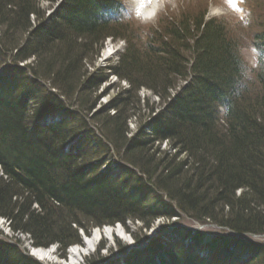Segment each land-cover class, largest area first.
<instances>
[{
    "label": "trees",
    "instance_id": "trees-1",
    "mask_svg": "<svg viewBox=\"0 0 264 264\" xmlns=\"http://www.w3.org/2000/svg\"><path fill=\"white\" fill-rule=\"evenodd\" d=\"M41 1L50 5L57 2L0 0V62L10 59L15 70L31 73L34 84L50 81L51 88L65 99L43 95L35 112L23 101L13 104L14 108L0 109V165L19 188H2L0 181V216L12 219L15 231L30 234L37 247L59 243L63 256L71 245L81 242L80 229L87 234L99 227L141 222L140 231H144L157 218L180 214L231 233L263 235L264 30L254 36L260 66L252 76L256 78L253 84L248 82L252 74L241 58L238 43L220 20L205 21L202 14L190 20L168 19L154 30L153 43L140 48L128 40L116 21L123 12L120 0H66L50 19ZM108 37L129 42L120 62L111 68L129 88L93 115L99 87L108 75L107 69L91 68ZM31 59V65L18 67ZM5 74L6 70L0 76ZM182 80H189L188 85L167 105L164 114H155V103L150 105L147 97L140 96L142 89L150 91L158 97V107L163 106ZM251 90L255 92L248 95ZM74 98L80 112H85L83 121L88 118L100 129L105 152L113 147L138 170L141 177L132 174V193L107 181L98 167L86 165L90 161L83 154L71 156L62 150L76 133L88 131L85 136L90 137L93 131L89 126H56L31 134V118L38 111L52 108L67 112L66 103ZM185 99L197 106L193 116L190 112L184 115ZM145 106L144 120L151 124V138L143 131L130 130L132 119L138 120ZM144 120L136 121L137 125ZM161 123H167L164 133ZM163 140L169 141L168 151H161L163 142L159 141ZM34 164L43 172L32 174ZM140 189L141 194L148 191L152 197L159 193L166 196L171 205L167 204L165 211L145 206L137 197ZM35 204L38 208L24 221ZM16 205L20 212L13 210ZM139 238L135 236V241L140 242ZM188 241L189 247L180 245V240L154 242L142 257L130 261L206 264L203 261L207 259L200 260L204 251L211 264H264L262 244L243 243L229 235L204 244L202 235L197 234ZM2 248L8 247L0 244ZM102 249L104 245L99 252ZM16 259L20 264H33L25 256Z\"/></svg>",
    "mask_w": 264,
    "mask_h": 264
},
{
    "label": "rangeland",
    "instance_id": "rangeland-1",
    "mask_svg": "<svg viewBox=\"0 0 264 264\" xmlns=\"http://www.w3.org/2000/svg\"><path fill=\"white\" fill-rule=\"evenodd\" d=\"M124 4L126 5V7L129 9V3L131 2V0H124ZM49 3L44 1H41V6L43 7V10H47V8H49L47 14L50 12L52 14L51 8L48 6ZM208 7H211V9H209ZM244 7V9L248 12L249 15V21L248 22H241V20L239 19V14H240V10ZM129 11L131 12V9H129ZM213 11L217 12V15H213ZM207 12V14H209L210 16H215V17H224L226 16L227 18V24L228 27L230 28L229 33L231 32L232 35L234 36V38H237V40L239 41V44L241 46V49L243 50V55L246 57V59L250 62L249 65L251 67V65L253 63H255V59L252 55V52L250 51L253 48V36L254 34L258 31L259 27L264 25V0H162V9L160 11L159 14L163 15L164 17H172L175 20H179L181 18H186L188 20L190 19H194L195 16L201 15L203 13ZM53 15V14H52ZM51 15V17H52ZM50 17V18H51ZM49 18V19H50ZM134 19V16H133ZM135 20V19H134ZM138 21V20H137ZM139 22V21H138ZM141 23V22H139ZM158 23L163 25V20L161 19H156L154 22H152V27L154 29L158 28ZM142 24V23H141ZM136 28H139V30L141 31V33H143V28L137 24ZM111 44L109 42H106V45L104 47V51L102 50L101 53V59H98V64L100 66H103V64L107 63V60L105 59L107 56L104 57V53L106 51V49L110 48ZM113 50H115V47H113ZM112 50V51H113ZM112 59V58H111ZM34 61V59H32ZM27 62V60L25 62H22L20 64H23L25 66V63ZM252 68V67H251ZM50 79V78H49ZM47 83L51 84L50 81H48ZM31 90H34L30 85H29ZM115 87V89H114ZM121 88L124 90V84H119L118 87V82L116 81V78L111 80L108 83H104V85H102V89L98 95V102H97V107L93 110V113L91 114H96L98 113V109H104L105 105H107L114 97L116 94L121 93ZM114 89V90H113ZM15 90V89H13ZM9 91V95L10 97H15V95L17 94L16 91ZM12 95V96H11ZM76 95V94H75ZM77 97H79V95H76ZM8 94H5L4 96H2V99L7 98ZM76 97V98H77ZM141 97L142 98H146L149 99L150 105H152V103H155L154 107L155 108H159L157 103L159 101V99L157 97H155L150 91H146V90H142L141 93ZM76 98L72 99L73 101H76ZM4 104L6 105V107H12L14 108V105L10 102V101H4ZM103 107V108H102ZM79 112L80 109L76 108ZM146 110L147 107L145 106L144 109L139 113V117L138 120L137 119H132L131 121V128H136L137 123L136 121L140 120H144L145 114H146ZM82 114H77L76 117H83L85 115V112H81ZM149 114V113H148ZM147 114V115H148ZM76 122L80 121L75 119ZM89 121V120H88ZM142 126L146 125V122H141ZM97 130V133L102 135V133L100 132V130L95 127ZM90 145L92 147H95L96 141L94 143H90ZM168 145L165 144V146L162 147L161 151H168ZM169 153V152H168ZM166 156V154H163V157ZM155 157H159V155H155ZM162 157V158H163ZM119 159V158H118ZM117 158H115V161H118ZM8 175H6L4 173V171L2 170V167L0 165V181L3 182V186L2 188H8V186L11 184L10 183H6L5 181H7ZM168 204L169 202L164 199V201H162L161 199H151L149 201L148 204L150 205H157V208L162 209V210H166L165 208V204ZM35 207V205H34ZM21 209V207L19 208ZM30 218V215L28 216ZM3 218H0V226L6 228L7 225L5 223V221L3 220ZM159 221H155V223L152 224L151 229L150 230H144V231H140V229H142V226L144 224H142L141 222H132V223H127L126 227L123 225H116L115 227H123V229L125 230V232L127 233V237L128 239L126 240V238H120L119 235L114 236L113 241L110 242V240L106 239V238H102L100 239V242L98 243V248L96 251L92 252L91 255H89L84 261H82L81 264H88L89 261H95V263L104 261V260H108L110 258H117L119 256H121V252L126 249V252H128L130 250V248L138 245V243H136L135 241V236L137 237V235L140 237V245L146 247L149 246V242H147L148 240H150L151 238H154L156 235H158V231L160 228L165 227L164 229H173V230H183V232H189V231H199L200 232H204L206 235H208L210 237V233L209 232H213L215 236H219L222 231H219L215 225H211L208 226L209 228L206 227H200L198 228L199 224L193 222L191 219L189 218H185L182 216V214H180L179 217L177 218H172V219H158ZM104 228V227H103ZM103 228H95L92 229L91 231H89L87 234L85 233L84 229H80L78 234H80L81 237V242L72 245L73 247H78V245H82L84 243V241L86 240V238L90 237L92 235V233L96 230V229H103ZM114 228V227H112ZM8 229V227H7ZM10 236H12V232H10ZM9 236V237H10ZM29 236V235H28ZM28 236H23V235H19L20 238H27ZM255 240H260V241H264V237H252ZM22 239V240H23ZM24 240V241H27ZM116 242H119L120 244L123 245V248L120 249L118 244ZM264 243V242H261ZM24 245V244H23ZM104 245V249L100 250V246ZM16 246V245H15ZM16 248H18L19 250H16L15 252L17 253V255H19L20 257H22V251L21 248H19L18 246H16ZM41 249V248H38ZM69 249H67V252L65 254V259L62 258L60 256L61 253L56 252V257L58 258L57 260H59L60 262L64 263L67 261L68 255H69ZM99 253V254H98ZM124 255V254H123ZM33 259V257H31ZM40 262V261H39ZM122 263V262H120ZM60 264V263H57ZM123 264V263H122Z\"/></svg>",
    "mask_w": 264,
    "mask_h": 264
},
{
    "label": "bare ground",
    "instance_id": "bare-ground-1",
    "mask_svg": "<svg viewBox=\"0 0 264 264\" xmlns=\"http://www.w3.org/2000/svg\"><path fill=\"white\" fill-rule=\"evenodd\" d=\"M150 3L152 2V0H148ZM107 53L105 52V55ZM182 107L184 110V115L186 114V112H190L191 116H193L196 113L197 110V106L196 104H191L189 103V101L187 99L183 100L182 103ZM178 108V104L176 105V109ZM186 121H183L182 123H184ZM131 126V125H130ZM166 126L167 123H161L160 125V130H162V132H166ZM131 128V127H130ZM132 130H135L133 127L131 128ZM136 131V130H135ZM159 142H163V141H159ZM156 149V148H154ZM56 164H54L55 166ZM31 173L32 174H40V172L42 171V169L40 170L39 166L35 165L31 167ZM36 172H34V171ZM43 172V171H42ZM45 174V172H44ZM17 181H19L18 179H16ZM49 180V179H48ZM6 183H10L11 186L9 185L10 188L12 189H19L16 185V183L14 182V180L12 179V176L8 174V178L7 181H5ZM28 185H30L29 182H27ZM23 188V186H22ZM11 189V190H12ZM32 202V201H31ZM22 205V204H21ZM177 204H173V208H175V210H178ZM20 206V205H19ZM35 208L32 206L30 213H27V216H24V221L29 219V215H31V211L34 210ZM13 210L15 212H20L21 209L18 208V206H14ZM180 211V210H179ZM17 214V213H16ZM159 221V220H156ZM119 235L120 238H126V240L128 239L127 237V233L125 232V230L123 229V227H114L112 228L110 227H104L103 229H96L92 235L88 238H86V240L84 241V243L82 245H78V247H72L69 250V255L67 258V261L64 262L63 264H81L82 261H84L89 255L92 254V252L96 251L98 248V243L100 242V239L102 238H106L108 240L113 241L114 236ZM34 257L45 262H53L56 261L55 255V249H36L33 251Z\"/></svg>",
    "mask_w": 264,
    "mask_h": 264
},
{
    "label": "clouds",
    "instance_id": "clouds-1",
    "mask_svg": "<svg viewBox=\"0 0 264 264\" xmlns=\"http://www.w3.org/2000/svg\"><path fill=\"white\" fill-rule=\"evenodd\" d=\"M162 7V0H152L151 3H147L146 0H136L134 6L131 9L130 14L134 16L136 20L142 24H150L154 22ZM125 14H129V9L125 8ZM213 15L218 13L213 11ZM253 57L256 58V62L251 65L252 68H258L259 65V53L255 49L250 50ZM250 79V77H248Z\"/></svg>",
    "mask_w": 264,
    "mask_h": 264
}]
</instances>
